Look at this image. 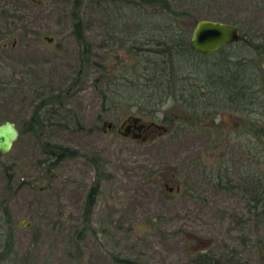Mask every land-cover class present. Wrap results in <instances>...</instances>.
<instances>
[{
	"label": "rangeland",
	"instance_id": "374dc122",
	"mask_svg": "<svg viewBox=\"0 0 264 264\" xmlns=\"http://www.w3.org/2000/svg\"><path fill=\"white\" fill-rule=\"evenodd\" d=\"M128 1L0 0V122L14 121L19 131L10 151L0 154V264H190L198 252L226 264L230 250L264 264L262 202L254 200L264 196V139L258 163L247 161L262 175L259 191L247 184L217 194L193 188L195 154L225 152L226 130L239 135L235 121L257 118L264 134V48L259 54L254 47H264V0H171L173 9L186 12L180 28L189 36L198 19L209 18L232 22L242 33L230 49L192 54L185 85L218 83L231 49L244 50L251 57L247 71L260 75L253 106L259 118L249 103L245 111L218 107V140L205 116L211 108L194 111L172 95L158 107L150 87L142 88L149 67L135 72L128 47L156 8L139 12ZM76 12L87 54L77 39ZM128 78L137 84L119 85ZM139 107L178 118L179 131L148 143L123 137L118 124L129 112L140 114ZM193 116L201 117L199 124ZM243 129L237 128L241 137ZM233 141L231 148L240 150ZM164 168L182 179L178 193L163 189Z\"/></svg>",
	"mask_w": 264,
	"mask_h": 264
},
{
	"label": "flooded vegetation",
	"instance_id": "af4514ba",
	"mask_svg": "<svg viewBox=\"0 0 264 264\" xmlns=\"http://www.w3.org/2000/svg\"><path fill=\"white\" fill-rule=\"evenodd\" d=\"M238 42L231 43V45L225 47L222 46L221 48L230 49L232 45H236ZM254 47L259 50V54L264 48L261 45ZM248 48H250V44ZM229 54L231 55V61H229L227 65L228 72L226 76L223 77L222 88H214L213 86L212 89L209 88L207 90H204V88L201 90L185 88L178 90V95L176 97L174 96L177 101L181 100L180 103L190 108L193 107L194 111L206 106L211 108L205 116L209 117L210 121L208 128L210 131L213 130V139L216 138V140L219 138V122H216V117L220 115V112L218 113V107L222 106L226 110L237 109V111H245L246 108L250 106V110L248 111L256 114V117H258V111L255 110V108L259 103L257 83L260 75L254 68L251 72L247 71V63H249L250 60L247 61V54L244 53V50L236 52L231 49ZM251 54L254 55V53ZM259 57L260 55L257 58ZM262 70L264 73V69ZM248 77H251L252 80L247 79ZM204 91L208 93L205 94ZM209 115H211V117ZM133 117L137 119L134 120ZM171 117L172 119L170 121L169 118H159L157 112L154 114L149 112L147 116H142L141 114L135 115L129 112L118 124L117 132L123 137L131 138L132 141L148 143L162 133L165 134L171 130L174 132L179 131L178 128H180V126L175 127V122L181 123L182 121L178 118H173V116ZM192 119L195 125L197 123L199 124L201 121L200 116L196 118L193 116ZM256 121L257 118L254 123L249 124L248 121L244 122V120L239 122L235 121L234 123H236V125L234 129L239 135L236 134L230 137L229 131L226 130L224 140H227L228 147H226L225 152H198L195 154L193 166L197 174L193 181V188L196 187L200 192L205 194L207 192L217 194L222 192L227 193V191H230L231 187L234 191L246 189L245 185L247 184L248 188H251L253 185L256 189L255 191H259L262 187V175L258 170L253 171L250 164H247L248 160H250V162L256 160L254 162L258 163V160H260L262 156V141L264 139V134L262 128H259L256 124ZM241 125H243L246 130H244ZM237 128H242V134L247 132V135L241 137L240 130H237ZM232 140L236 143L235 146L237 144L241 145L240 150H236V147L231 148ZM164 170L163 173H165V175L161 182L163 189H166L169 193H178L180 191V186H183L182 179L168 169L164 168ZM4 210L3 207V211Z\"/></svg>",
	"mask_w": 264,
	"mask_h": 264
},
{
	"label": "trees",
	"instance_id": "16d2710c",
	"mask_svg": "<svg viewBox=\"0 0 264 264\" xmlns=\"http://www.w3.org/2000/svg\"><path fill=\"white\" fill-rule=\"evenodd\" d=\"M102 1L103 0H101V2ZM77 3L79 4V0H77ZM77 3L75 6L76 8L78 7ZM128 4H131L132 6L136 4L137 7H140L138 10L139 12L141 11V8L144 7V5L151 6L154 9L156 8L155 12L157 14L154 12V14L152 13L149 15L159 16V18L156 19L155 17L151 16L152 19L150 20V16L147 15L148 17L146 16L144 21H139L141 30L139 32V38H143V43L140 44L138 42L139 38L136 36V38L132 40L133 44L131 46L129 45L128 47V51L137 58L136 64L133 68L135 72L138 69L141 70L143 68L146 69L147 66L149 67V74L144 76L142 75L144 82L141 84V86L142 88L150 87L151 91L149 96L151 97L152 101H157L154 103V105H158L159 107L160 102L163 103L167 98L170 97V95H172V97H176L177 91L180 89H185L186 87H189L187 89L192 88L200 90L203 88L205 89V87L212 88V86L214 88L223 87V77L218 83L209 79L208 82L205 81L201 84L198 83L197 85L190 83V85L187 86V84H184L185 75L187 73L186 68H184L185 63L188 62V59L192 54H201L191 50V46H189L188 32L182 31L180 28V21L186 16V12L179 11V9H173L171 7V0H129ZM73 15L74 19L76 20L74 21V26L77 32V39L80 41V45H82V47L85 49L82 54H87V52H89L90 45L87 44L88 42L86 43L82 35V23L78 13H73ZM148 56L153 58L150 59ZM249 57L250 56H246L247 61L251 59V57ZM142 61L144 64L140 65ZM139 77L140 76L138 75L136 78L139 79ZM138 79L134 80L133 78H128L127 81L119 83V85L126 87L125 85L128 83L130 87L137 84ZM247 79L252 80L251 77H248ZM121 96L122 95H120V97ZM138 97L140 98V96ZM138 97L136 99H138ZM128 98L131 99V96H122V99L124 100H128ZM50 99L52 100L53 98ZM48 102L45 101L43 104L47 106L49 104ZM151 106L153 108L152 103ZM158 110L159 108L152 110L149 109L148 112H146L144 108L139 107L138 111L142 116H144L149 115V112L154 114L155 112H158ZM32 121L33 123H37L39 120L33 116ZM67 149V147L63 148L62 152L64 153ZM58 157H63V154H60ZM93 189L91 190L93 192L92 197L95 193V189ZM92 197H90L89 203H93L94 199ZM254 200L257 203L260 201L262 202V207L259 213L264 219V196L256 197ZM2 254H0V260L3 259ZM221 259V257L219 259L211 256L210 253L208 254L198 252L195 254L194 258L191 259L190 264H223ZM224 260L226 261V264H249L247 261H243L242 258H239V256L235 254L234 250L226 252L224 254Z\"/></svg>",
	"mask_w": 264,
	"mask_h": 264
},
{
	"label": "water",
	"instance_id": "95a60500",
	"mask_svg": "<svg viewBox=\"0 0 264 264\" xmlns=\"http://www.w3.org/2000/svg\"><path fill=\"white\" fill-rule=\"evenodd\" d=\"M189 36L191 50L202 55L214 53L221 47L236 43L240 39L239 29L232 22L198 19ZM134 118V117H133ZM137 118H134L136 120ZM19 131L14 121L0 122V154L10 151L13 141L17 140Z\"/></svg>",
	"mask_w": 264,
	"mask_h": 264
}]
</instances>
